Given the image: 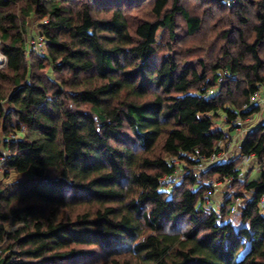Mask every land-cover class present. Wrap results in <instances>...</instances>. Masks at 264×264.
<instances>
[{
  "label": "trees",
  "instance_id": "trees-1",
  "mask_svg": "<svg viewBox=\"0 0 264 264\" xmlns=\"http://www.w3.org/2000/svg\"><path fill=\"white\" fill-rule=\"evenodd\" d=\"M186 1L0 0V264H264V125L189 169L258 112L264 0H199L224 13L208 30ZM172 158L187 173L165 188ZM209 179L244 201L237 225Z\"/></svg>",
  "mask_w": 264,
  "mask_h": 264
},
{
  "label": "built area",
  "instance_id": "built-area-1",
  "mask_svg": "<svg viewBox=\"0 0 264 264\" xmlns=\"http://www.w3.org/2000/svg\"><path fill=\"white\" fill-rule=\"evenodd\" d=\"M224 2L232 6L236 4L237 0H224ZM45 41L43 38L39 37L38 40H31L29 42V50L28 52H43L45 47ZM264 106V95H262L260 92L254 93L248 100V103H245L242 106L243 110H251L252 108H258L259 109ZM257 121V127L264 125V119L260 116L258 120L254 118V114L249 116L245 120L237 119L232 123V126L234 127V130L236 131V136L230 138V140L225 144H219L220 151L213 153L209 158L205 159L202 158L199 154V152L196 150L193 155L192 159L195 161V165L193 167V172H203L206 171L208 168L212 167L215 164L222 163V162H228L232 158L230 157V153L236 149V144L239 143V137H241L245 133H249L253 129L250 128V124L252 122ZM225 122H227L225 120ZM247 133V134H248ZM170 164L174 166V171L167 176H164L160 183L163 186L170 187L172 183L176 182V180L183 174L187 173V165L184 162H181L178 159L172 158L169 160ZM252 165V157L251 156H243L241 159V162L239 164L240 173L238 175L239 179H244L247 175V173L250 170V166ZM182 177V176H181ZM230 180H224V181H214V180H205L203 183L206 187H208L210 190H213L214 192L222 191L225 192L227 190V186L229 184ZM230 193V205L228 207L229 209V215L230 216H237L240 214L243 206L244 201L235 195V192L232 190ZM260 208L262 212L264 213V197H262L260 201Z\"/></svg>",
  "mask_w": 264,
  "mask_h": 264
},
{
  "label": "rangeland",
  "instance_id": "rangeland-1",
  "mask_svg": "<svg viewBox=\"0 0 264 264\" xmlns=\"http://www.w3.org/2000/svg\"><path fill=\"white\" fill-rule=\"evenodd\" d=\"M187 2V1H186ZM201 1H199V0H188V2H187V4H188V6L191 8V9H193L194 10V12L196 11L197 13H199V14H202V12L204 11V10H210V11H206V21H207V25H206V27H207V30H208V26H211L212 24H214V22H216V20L217 19H219V18H221V17H223L224 16V13H219L218 12V10L213 6V5H211L212 6V9H208V3L206 4V5H204L205 3H201V5L199 4ZM195 8V9H194ZM204 14H205V12H204ZM203 14V15H204ZM139 16H145L146 14H138ZM213 18V19H212ZM35 23H34V21H32L31 23H30V25H34ZM179 33H180V31H179ZM216 35L218 34V33H215ZM215 34L213 35V36H215ZM212 36V37H213ZM212 37H210L209 36V38L210 39H213ZM199 39H201V37L199 36V37H197L196 39H193L192 41H190V39L189 38H187L186 36H183V35H181V37L179 38V41L180 42H182L181 43V45L182 46H188V47H194V46H200V45H202L203 43L201 42V43H199ZM195 41V42H194ZM221 44L222 43H220V44H218L217 46H216V49H219V47L221 46ZM218 52V51H217ZM206 53V52H205ZM214 55V54H216V51H212L211 53H210V55ZM202 54L200 53L199 55L198 54H196V56H201ZM0 56H1V63H0V70L4 67V65H5V58L0 54ZM210 57V56H209ZM194 58V57H193ZM196 58V57H195ZM194 58V59H195ZM194 59H191V60H194ZM260 91H261V94L262 95H264V85H261V87H260ZM260 116L262 117V119H264V106H262L260 109H259V111L257 112V113H255L254 114V118L256 119V120H258L259 118H260ZM223 119H220V120H217V122H216V128H218V129H221V130H223V131H227L228 130V125L227 124H225L224 123V120L222 121ZM248 133V132H247ZM247 133H245V134H243L241 137H239V143H237V147H238V149H239V146H240V144H241V142L244 140V138H245V136L247 135ZM233 136V135H232ZM232 136H231V138H232ZM254 167L252 168V170H251V172H250V174H249V178L250 179H257L259 176H260V171H259V168H258V164H259V162L258 161H255L254 162ZM189 169H191V170H193V167L192 168H189ZM184 174L185 173H183L181 176H184ZM181 176L176 180V182H174V183H172V185L170 186V187H168V186H165V188H172L173 187V185L174 184H178L180 181H181ZM214 181H216L215 179H213ZM205 182V181H204ZM204 182H202L201 184H203ZM230 192L232 191V190H229ZM233 191L235 192V190L233 189ZM217 190H216V192H214L213 190H211V193H210V196H211V200H212V203L213 204H209V205H211L212 207H214L215 209H217V208H219V206L222 204V200L224 199H227L229 196H230V193L228 192V191H225V193H223V199L220 201L218 198H219V194H217ZM236 193V192H235ZM232 220H233V222L237 225L238 223H239V217H232Z\"/></svg>",
  "mask_w": 264,
  "mask_h": 264
},
{
  "label": "crops",
  "instance_id": "crops-1",
  "mask_svg": "<svg viewBox=\"0 0 264 264\" xmlns=\"http://www.w3.org/2000/svg\"><path fill=\"white\" fill-rule=\"evenodd\" d=\"M229 128V127H228ZM250 128H252L253 130H255L256 128H257V121H255V122H252L251 124H250ZM233 135V136H232ZM230 136H232V137H234V136H236V131L234 130V131H232V133H231V135ZM237 145V144H236ZM231 155H230V157L233 159V158H236V157H238L239 156V151H238V147L236 146V149L234 150V151H232L231 153H230ZM254 163L250 166V170H249V172L247 173V175H249L250 174V172H251V170H252V168L254 167ZM259 168V167H258ZM223 193H225V192H222V191H218L217 192V194H219L218 196H219V200L221 201L222 199H223ZM224 200V199H223ZM222 200V201H223Z\"/></svg>",
  "mask_w": 264,
  "mask_h": 264
},
{
  "label": "bare ground",
  "instance_id": "bare-ground-1",
  "mask_svg": "<svg viewBox=\"0 0 264 264\" xmlns=\"http://www.w3.org/2000/svg\"><path fill=\"white\" fill-rule=\"evenodd\" d=\"M0 63H1V56H0Z\"/></svg>",
  "mask_w": 264,
  "mask_h": 264
}]
</instances>
